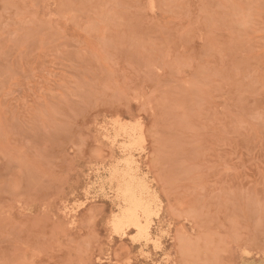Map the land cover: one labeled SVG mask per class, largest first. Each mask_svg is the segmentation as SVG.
I'll use <instances>...</instances> for the list:
<instances>
[{
  "label": "rangeland",
  "instance_id": "obj_1",
  "mask_svg": "<svg viewBox=\"0 0 264 264\" xmlns=\"http://www.w3.org/2000/svg\"><path fill=\"white\" fill-rule=\"evenodd\" d=\"M0 264H264V0H0Z\"/></svg>",
  "mask_w": 264,
  "mask_h": 264
},
{
  "label": "bare ground",
  "instance_id": "obj_2",
  "mask_svg": "<svg viewBox=\"0 0 264 264\" xmlns=\"http://www.w3.org/2000/svg\"><path fill=\"white\" fill-rule=\"evenodd\" d=\"M131 210H132V209H131ZM134 212H135V211H134ZM138 219H139V218H138ZM140 220H141V219H140ZM124 225H125V222H124V224H122V226H124ZM135 226H136V227H139L138 223H136ZM137 231H138V230H137ZM124 235H126V234H124Z\"/></svg>",
  "mask_w": 264,
  "mask_h": 264
}]
</instances>
